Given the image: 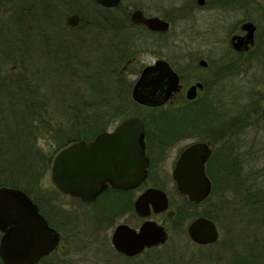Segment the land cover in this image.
<instances>
[{"label":"flooded vegetation","instance_id":"obj_1","mask_svg":"<svg viewBox=\"0 0 264 264\" xmlns=\"http://www.w3.org/2000/svg\"><path fill=\"white\" fill-rule=\"evenodd\" d=\"M86 8H89V11H86ZM90 10L92 13L89 14ZM134 11H140L145 18L157 17L168 22L167 29H152L144 22L133 21L131 16ZM73 14L76 18L71 24L68 22V17ZM226 22H228L226 26L229 27L227 37L224 39L226 47L217 51L215 54L217 56H210L208 53L216 52V50L208 47L210 44L220 42L221 38L215 37V34L218 27H225L223 23ZM246 22L254 25L253 39L249 42L243 41L242 46L237 49L233 45L234 37H245L247 30L244 24ZM60 35L61 53L55 52L52 48L51 50L47 47L45 49L50 51L52 56L49 58L52 62L55 61L54 55L58 57V66L62 65L63 68L68 66L63 61L65 53L67 54L65 47L69 39L76 38V41L81 44H86L85 42L90 39L91 46L88 49L92 53L98 51L105 53L106 83L113 98L108 100L109 110L108 107L107 109H94L95 103L92 100L79 101V109L91 108L89 110L91 118L100 117L102 114L112 117L113 111L124 107L131 98V88L142 69L153 64L157 59H164L178 76V89L161 105L147 106L136 103L139 108L146 109L149 115H156L160 109L170 107L173 115H185L189 118L192 127L189 133H185L176 128L154 126L146 128L144 126L143 139L148 163L145 167V176L134 187H115L107 181L106 185L90 201L83 200L80 196L61 192L52 183L51 178L49 187H31L23 190L37 206L38 212L44 217L47 225L55 229L59 237L57 245L34 264H58L57 261L60 262L59 255L55 253H63L67 250L62 227L69 224L71 220L69 214L73 209L90 211L98 225L109 227L110 245L125 260L137 258L141 254H153L148 262L153 261L158 264L159 256L156 255L158 253L155 250L161 244L144 247L139 253L128 256L117 251L111 242L112 232L118 224L125 223L138 230L144 220H153L162 225L167 231L168 238L167 227L157 219L160 215L166 217V210L155 212L149 204L147 215L141 216L135 211L134 203L144 190L154 187L165 192L168 208L174 212L172 217L166 218L172 219L176 213L175 205L177 206L178 203L173 205L170 194L164 189L166 178H171L172 190L183 198L184 206H181L186 209L187 219L185 220H189L185 225L186 232L187 225L198 216L211 219L217 228L216 216L212 215L210 210L197 211L196 209L201 202L215 194L211 175L217 179L235 178L236 190L246 188L256 182L255 179L250 181L249 185L245 183V178H257L258 173L250 177L244 174L245 159L241 158L240 151L248 150L250 154L257 155L256 151L262 150L264 146L263 142H258L257 136L258 131L264 130V127L254 126L264 119V113L260 118L257 116L261 106L264 108L263 104L258 106L259 101H257V94L262 90L252 89L258 80L257 65L264 67V1L119 0L117 4L105 7L94 0H0V67L8 54L22 51V48L17 46L20 44L18 39L27 38L28 53H34L37 50L38 52L44 50V48L35 49V45L40 42L44 45L42 39ZM13 39L17 41L14 43ZM70 43L69 45H72ZM76 44L78 45L77 42ZM76 51L80 54L79 50ZM263 70L264 68L262 72ZM130 76L133 77L132 80ZM261 78L260 82L264 84V73L261 74ZM232 82L250 86V93L246 98L247 105L245 106V102L242 109L237 111L226 110V103L238 102L243 96L240 93L231 94L229 102L226 100L227 87L234 86L228 85ZM197 83H200V86ZM191 86H195L193 90L195 95L187 98L186 92ZM38 97L35 98L39 100ZM263 98L264 92L261 93L260 99ZM44 100V97H40V101ZM113 103L116 108H113ZM137 116L140 115L137 114ZM140 117L143 120L142 116ZM45 118L48 119L47 116ZM210 118L213 120L212 125H210ZM217 118L221 123L231 125L214 126V120ZM114 126L109 125L98 129L90 126L82 132L77 131L76 126L69 127L61 131V139L65 140L61 147L78 139L92 140L101 132L110 133L114 131ZM168 131L173 132L166 134ZM75 134L79 137H71ZM199 135L202 137L198 138ZM195 141H204L211 149L204 162L205 174L210 181V192L200 201H189L186 195L177 190L172 170L181 151ZM183 142L185 143L181 145ZM172 150L174 153L171 156L169 153ZM230 155L231 158H229ZM167 158L169 159L168 164L166 163ZM225 165L231 167L234 174H226ZM260 174L258 178H264V169H261ZM215 189L219 194L226 190L222 185L220 187L217 185ZM245 191H242L240 196L242 202L250 194V191L247 193ZM259 194L260 191L257 189L251 192L252 202L248 203L256 210L264 207V200ZM216 241L208 244L191 242L204 246L214 244ZM61 242L66 244L65 251H61L59 246ZM244 263L248 264L247 261L244 262L241 259V255L236 256L235 264Z\"/></svg>","mask_w":264,"mask_h":264},{"label":"rangeland","instance_id":"obj_2","mask_svg":"<svg viewBox=\"0 0 264 264\" xmlns=\"http://www.w3.org/2000/svg\"><path fill=\"white\" fill-rule=\"evenodd\" d=\"M86 11H89V8H86ZM90 13H92L91 10ZM85 14L87 13L85 12ZM227 23H223L225 27L221 26L217 28L215 37L221 39L219 43L209 45L208 48L216 50L213 53L209 52L210 56H217L215 55L217 51L225 49L226 42L224 39L227 37L229 30V27L226 26ZM16 41L13 39L14 43ZM27 41L28 39L25 37L18 39L22 51H16L8 55L0 69L3 73H6L4 75H6L5 78L8 81L17 78L14 82L23 84L24 78H27V82L37 85L33 89V95H29V98L34 97V101L39 102L40 97H44L45 100L41 105V110L45 111L48 123L42 121L37 123L39 133H34L35 130L32 129L33 138L31 135L28 136L22 127L19 125L15 126L13 124L14 118L7 112H3L0 125L2 123L8 125L10 135H14L12 141L18 143V149L24 147L31 151L39 150L46 156H52L54 149L62 141V130H67L71 124L77 126L75 125L77 120H80V125L91 120V111H89L91 108L79 109V101L92 100L95 103L94 109L100 110L108 107L109 110L107 97L110 96V92L106 83L105 53L103 51L92 53L88 49L91 46L90 39L85 42L86 44L79 43L76 41V38L69 39L71 43L68 41L66 47L64 46L67 54L65 53V60L63 61L68 66L63 68L62 65L58 66V57L54 55L55 61L52 62L49 58L52 56L50 51H46L45 49L46 47L50 48V50L52 48L55 49V52L61 53V35L54 38L42 39L44 45L40 42L38 45H35V49L44 48V50L42 49L39 52L37 50L34 53H28ZM69 43L72 45H69ZM17 46L19 47V45ZM76 50H79L80 54ZM63 62L61 60V63ZM51 64L52 68H50ZM263 68L260 64L257 65L258 80L252 88L256 91L262 90L261 93L264 92V84L260 82L262 79L261 74L264 73V70L262 72ZM10 73L12 74L8 75ZM129 78L133 79L131 76ZM241 84L238 82L228 84L234 85L237 88L234 86L227 87V101L231 94L240 93L243 96H241L242 98L238 102L233 101V105V102L228 101L229 103H226L227 111H237L242 109L243 104H245L246 98L250 93V86L248 84ZM116 90H120V88H116ZM31 92L30 94H32ZM261 93L258 92L257 101H259V104L264 105V98L260 99ZM36 96H39V100L35 98ZM0 98L2 99V97ZM104 102L106 103L105 105ZM136 110L143 114L147 112L142 107H137ZM257 116L260 118L258 112ZM103 117L107 120L105 126L115 125L120 121L118 118L111 120L109 115H103ZM44 125L50 126L52 130L44 134ZM254 126L264 127V119L254 124ZM257 136L258 142H263L264 144L263 129L258 131ZM71 137L77 138L79 136L75 134ZM184 143H181V145ZM20 151L12 149L11 155L14 157L20 156ZM240 152L241 158L245 159L244 174L250 177L258 173L259 177L261 169H264V146L262 150L256 151L257 155L250 154L248 150H241ZM244 152L245 156L243 157ZM173 153L174 150L170 151L169 155L172 156ZM28 154L32 155L31 153ZM229 158H231V155ZM35 162L37 165L41 163L40 161ZM4 163L6 168L3 169L0 176L2 179H6V183H9L7 182L9 178L6 177H8L9 169L12 165L6 163V161ZM166 163H169L168 158ZM40 166L38 165L39 169L41 168ZM258 177L245 178L247 185L255 179L256 182L254 184L251 183L250 187L247 186L249 187L248 189L246 187L237 190L234 187L235 178H216L218 187L222 185L226 190H223L222 194H219L215 189L214 195H211L196 207L197 211L203 209L210 210L209 212L216 216L215 221L219 237L214 244L200 246L191 242L187 234L181 230L182 227L175 228L172 219H167L163 215H160L157 219L167 227L168 238L155 250L158 253L156 255L159 256L158 264H211L212 262L214 264H235L236 256L239 255L248 264H264V218H262L264 210L263 212L261 211L264 207H259L256 210V208L254 209L248 205L249 202H252L251 192L256 189L260 191L259 196L264 200V178ZM17 179L18 183L24 184L30 178ZM29 182H31L30 188L49 187V165L41 171V175L38 178H31ZM164 189L170 194L173 204L178 203V205L184 206L182 202L183 198L172 190L171 178H166ZM242 191L246 193L250 191V194L243 202L240 199ZM69 215L71 216L69 224L62 227V234L66 239L64 241L67 243V250L63 253H55L59 255L61 264H155L153 261L148 262L150 260L149 257H152L153 254H141L137 258L129 260H125L122 256H119L110 245L108 239L110 233L109 227L98 225L95 222L96 220L91 216L90 211L73 209ZM188 221L185 220L183 224L184 228ZM60 262L57 261L58 264Z\"/></svg>","mask_w":264,"mask_h":264},{"label":"water","instance_id":"obj_3","mask_svg":"<svg viewBox=\"0 0 264 264\" xmlns=\"http://www.w3.org/2000/svg\"><path fill=\"white\" fill-rule=\"evenodd\" d=\"M94 1L107 7L119 0ZM75 18V14L70 15L68 22L72 24ZM131 18L152 29L165 30L168 27V22L157 17L145 18L140 11H134ZM244 27L247 30L245 37H234L233 45L237 49L243 41L253 39L254 25L246 22ZM178 87L175 71L166 60L157 59L142 69L131 88V98L139 104L158 106L167 101ZM194 89L195 86L188 88L187 98L195 95ZM143 134V120L140 116L131 115L116 123L110 133L101 132L92 140L78 139L68 143L52 157V183L61 192L80 196L86 201L92 200L107 181L122 188L138 185L146 174L148 163ZM210 151L206 142L195 141L181 151L174 164L172 177L176 188L189 201H200L210 192V181L204 169ZM149 204L153 211L166 210V217L173 216L163 190L147 188L136 199L134 209L145 216L149 213ZM0 232V260L3 264H34L51 251L59 239L57 231L47 225L30 197L20 188L5 185L0 186ZM186 233L197 244L212 243L218 238L215 223L203 216L193 219L187 225ZM166 240L167 231L153 220H144L138 230L125 223L118 224L111 235L114 248L128 256ZM59 246L61 251H65V243L61 242Z\"/></svg>","mask_w":264,"mask_h":264},{"label":"trees","instance_id":"obj_4","mask_svg":"<svg viewBox=\"0 0 264 264\" xmlns=\"http://www.w3.org/2000/svg\"><path fill=\"white\" fill-rule=\"evenodd\" d=\"M20 47V44H19ZM10 55V54H8ZM6 56V58L8 57ZM14 59V58H13ZM12 61V60H11ZM1 68V67H0ZM6 73H3L0 69V119H2V114L3 112L9 113L12 118H14L13 124L15 126L19 125L22 127L24 132L29 136H32V129L35 130L34 133H39V126L37 123L39 122H44L48 123L47 119L45 118V111L41 110V105L43 104V101H34V97L29 98V95H33V89L34 87H37L36 84L27 82V78H24L25 81L23 84L15 83V80L11 79L12 81H8L7 78H5ZM12 73L8 74L11 75ZM32 91V92H31ZM30 92L32 94H30ZM28 97V98H25ZM113 98L111 95L107 97V101ZM106 103L104 102V105ZM108 105L109 102H108ZM113 108H116L115 104L113 103ZM139 105L134 102L131 98L125 103L124 107H122L119 110H114L113 111V116L110 118L111 120L114 118H118L119 120L133 114H138L142 116L143 121H144V126L146 128L148 127H170V128H176L179 129L181 132L189 133L192 124L191 120L187 118L185 115H173V110L170 107H166L164 109H160L159 113L156 115H149V113L143 114L140 113L139 111L136 110V108ZM260 106V104H258ZM185 108V107H184ZM260 108V107H259ZM186 109V108H185ZM183 109V111H185ZM156 110H158L156 108ZM151 112V111H150ZM259 116L263 115L264 113V108L261 106V108L258 110ZM107 120L103 117V114L100 117L97 118H91V120L83 123L80 125V120H77L75 125H77L76 128L77 131H84L87 127L92 126L93 128H102L106 127V122ZM210 125H212V118L209 119ZM1 122V121H0ZM214 126H230L231 124H226V123H221L220 119H215L214 120ZM0 173L3 172V169L6 168L5 166V161L6 163H10L12 166L9 169V175L6 178H9L6 183V179H2L0 176V186L5 185V186H13L20 188L22 190H27L30 188V183L31 178H38L39 175H41V171L46 168L48 165L50 167V162L51 158L54 155V153L61 148V144L65 141L62 139L61 143L57 145V147L54 149L53 155L52 156H46L45 154L42 153V151L39 150H28L24 147L22 148H17V142H13V136L10 135L11 133L9 132L8 125L3 124L0 125ZM233 126V125H232ZM70 128H74L73 125H70ZM81 129V130H80ZM52 129L50 126H45L44 125V134L49 133ZM173 131H168L166 134H170ZM198 137V136H197ZM202 136L199 135L198 138ZM33 138V136H32ZM157 142V141H156ZM155 142V143H156ZM148 143H150L148 141ZM12 149L16 150H21L20 156L14 157L11 155ZM28 153H31L32 155H29ZM31 160V161H30ZM35 161H40L41 163L38 165H41L40 169L38 165L36 164ZM228 165V164H227ZM16 168V169H15ZM224 170L226 171V174H234L233 169L231 167L226 166ZM233 171V172H232ZM211 175V173H210ZM211 179L213 181V191L215 190L216 187V178H213L211 175ZM17 178H30L28 181H26L24 184L18 183ZM2 179V180H1ZM29 185V187H28ZM174 205V204H173ZM176 213L175 216L172 218L174 222V227L179 228L182 227L181 230L185 232V228L183 225V221L187 219L186 212L183 208V206L175 205ZM186 233V232H185ZM0 264H3L0 260Z\"/></svg>","mask_w":264,"mask_h":264}]
</instances>
